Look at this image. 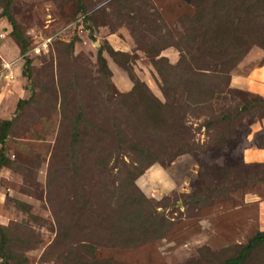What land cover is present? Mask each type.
Wrapping results in <instances>:
<instances>
[{
  "label": "rangeland",
  "instance_id": "1",
  "mask_svg": "<svg viewBox=\"0 0 264 264\" xmlns=\"http://www.w3.org/2000/svg\"><path fill=\"white\" fill-rule=\"evenodd\" d=\"M226 1L238 22L229 60L203 58L188 38L206 0H83L85 14L75 0H16L31 84L0 8V120L14 119L0 225L16 264H222L264 232V110L254 106L264 99V0ZM183 57L197 69L224 59L231 84L214 113L231 112L233 124L208 131L212 116L183 110L186 84L171 67ZM21 100L31 102L15 116ZM182 111L193 151L177 155L182 142L149 116L175 125ZM140 145L157 161L149 168ZM245 264H264V244Z\"/></svg>",
  "mask_w": 264,
  "mask_h": 264
},
{
  "label": "trees",
  "instance_id": "2",
  "mask_svg": "<svg viewBox=\"0 0 264 264\" xmlns=\"http://www.w3.org/2000/svg\"><path fill=\"white\" fill-rule=\"evenodd\" d=\"M15 1L16 0H0V8L2 9V16L7 19L13 28L12 35L20 44L21 55L24 56L25 61L23 66V76L31 84L33 83L31 72L33 62L29 57H25L29 50V44L27 39L21 34L13 14ZM75 1L79 5V12L85 14L83 0ZM204 6L205 8H202L201 10L199 9V11L196 12L194 19L188 23V38L191 39L192 43L200 44V46L196 48V51L199 54L202 53L203 58H206L207 54H212L216 51V53L225 55L226 60H229L230 57L229 55L224 54L223 47L224 44L228 42V39H230L229 36L234 35L232 33L227 34L229 33L227 30L235 32L238 28V22H236L234 20L235 17L233 18L231 15L233 10L226 0H212V3H209L206 0V4ZM74 44L75 40L72 41L70 47L73 48ZM108 53L112 58L120 60L121 62L120 57L122 56V53L114 51L112 48L108 50ZM100 61L102 68L108 72L106 60L103 56H101ZM193 62L194 59L187 62V59L183 57L176 66H171L176 72L181 69L180 72L177 73V77L179 78V83L181 77V79H184V83L186 84L185 92L187 93V103L185 104L183 110L188 108L186 111L191 110L192 114H194L197 118L201 116H212L204 123V127L208 131H217L219 128L224 127V124H233L235 118L237 117L231 112H221L219 115L214 113V109L216 107L215 104L219 103L222 99V95L224 94V89L222 91L221 88L224 87V83L227 84V87L231 84V76L225 75L223 71V66L225 64L224 59L222 61L220 59L218 62L212 64L206 63L205 68L203 69L195 68L194 65L196 64ZM32 85H30L28 89L34 92ZM178 85L179 84H177V86ZM254 101L256 102V105L254 106L259 104V108L264 110V99L257 97ZM30 102V100L19 101L15 116L20 114L24 107L30 104ZM164 107H166L165 109L170 108L167 104L166 106H163V108ZM206 109L209 110L208 113H206ZM244 109L247 110L249 107L246 106ZM185 112H178L179 117L176 118L175 125L172 123L173 117L162 116L163 114L157 112H153L151 113L152 116H149V118L155 123H161L162 121L163 125L159 129H163V126H165L167 131L173 132L174 136L178 137L182 142L183 147L177 151V155L193 151V148L189 147V142L194 138V136H190V128L188 129L184 124L186 122ZM77 119L78 123H80L81 120H83V114H79ZM13 121L14 119L0 120V170L7 163L5 150L8 135L13 126ZM177 122L178 127L176 126ZM165 128L164 130L166 131ZM222 136L223 135L220 137ZM74 145L77 146V141ZM148 150L149 148H144L141 145L135 149V152L138 153L142 160L150 158V161L147 163V168L157 162L153 159L154 157L150 155ZM8 240L7 228L0 225V264H16L13 254L7 252L6 248L9 246ZM262 244H264V232H259L249 240V242L239 251L238 255L233 258H229L222 264H245L253 251Z\"/></svg>",
  "mask_w": 264,
  "mask_h": 264
},
{
  "label": "crops",
  "instance_id": "3",
  "mask_svg": "<svg viewBox=\"0 0 264 264\" xmlns=\"http://www.w3.org/2000/svg\"><path fill=\"white\" fill-rule=\"evenodd\" d=\"M263 155H264V153H263Z\"/></svg>",
  "mask_w": 264,
  "mask_h": 264
}]
</instances>
